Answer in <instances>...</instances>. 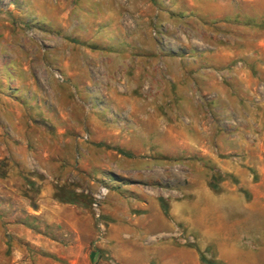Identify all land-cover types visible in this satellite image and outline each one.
Listing matches in <instances>:
<instances>
[{"label": "rangeland", "instance_id": "obj_1", "mask_svg": "<svg viewBox=\"0 0 264 264\" xmlns=\"http://www.w3.org/2000/svg\"><path fill=\"white\" fill-rule=\"evenodd\" d=\"M9 2L0 264H264V0Z\"/></svg>", "mask_w": 264, "mask_h": 264}, {"label": "crops", "instance_id": "obj_2", "mask_svg": "<svg viewBox=\"0 0 264 264\" xmlns=\"http://www.w3.org/2000/svg\"><path fill=\"white\" fill-rule=\"evenodd\" d=\"M8 1V5L4 8L0 7V16H2L3 14L6 13L7 10H9V8H11L12 4L9 2V0H0V4H2L3 2H7ZM241 41H243L242 38H239ZM257 42V45H256V51H249V50H245L244 48L241 49L239 51L240 55H244L245 56V60H246V63H249V64H254L255 66H262L264 65V39H260V40H256ZM182 74V73H180ZM196 75H199L200 78H205L207 81L211 80V75H209L208 73L207 74H201L200 72L197 73ZM241 86H243L241 84ZM245 87V86H244ZM245 97L248 98V95L245 93L244 94ZM229 108L234 110L236 113H239L240 110L238 109L239 105H235L233 103H230L229 105ZM228 106H223V107H227ZM261 109L256 112L260 115V120H261V117L264 119V102L261 103ZM249 111V110H248ZM249 113H252L251 111H249ZM264 121V120H263ZM259 125L262 127L261 125V122H259ZM18 136V135H17ZM203 140L205 139L206 141L209 142L210 140V137H207V136H204L202 137ZM202 140V141H203ZM233 144L236 143V141H233L232 142ZM261 144L260 146L259 145H256L254 148H255V153H256V157H253V156H250L247 154L246 156V162L251 161L253 166L255 167L256 169V172L258 173H263L264 172V155L262 154V149L264 146V131L262 133V139H260V143ZM247 146V145H245ZM248 149H246L247 151ZM219 164V163H217ZM226 170H230L231 172H233L236 176L240 177L241 175L243 176L244 175V171L242 168H240L239 166H236V165H233L231 163H228L227 166H226ZM248 187V186H246ZM205 194L209 195L211 197L212 193H210L209 191H207L205 189ZM154 202V205H155V200H153Z\"/></svg>", "mask_w": 264, "mask_h": 264}, {"label": "built area", "instance_id": "obj_3", "mask_svg": "<svg viewBox=\"0 0 264 264\" xmlns=\"http://www.w3.org/2000/svg\"><path fill=\"white\" fill-rule=\"evenodd\" d=\"M108 193L109 188L107 187V185L100 183L92 192L90 199V208L96 220H98V227L101 231L103 230V224L101 221V206L103 201L106 199Z\"/></svg>", "mask_w": 264, "mask_h": 264}, {"label": "trees", "instance_id": "obj_4", "mask_svg": "<svg viewBox=\"0 0 264 264\" xmlns=\"http://www.w3.org/2000/svg\"><path fill=\"white\" fill-rule=\"evenodd\" d=\"M214 178H215V176H214ZM212 186H213V187H216L217 185H216V183H212Z\"/></svg>", "mask_w": 264, "mask_h": 264}]
</instances>
